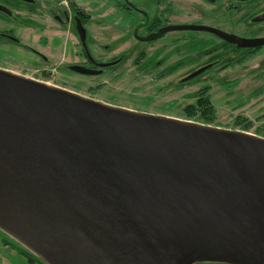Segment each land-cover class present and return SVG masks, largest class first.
Here are the masks:
<instances>
[{"label":"water","instance_id":"95a60500","mask_svg":"<svg viewBox=\"0 0 264 264\" xmlns=\"http://www.w3.org/2000/svg\"><path fill=\"white\" fill-rule=\"evenodd\" d=\"M0 230L43 264H264V137L0 69Z\"/></svg>","mask_w":264,"mask_h":264},{"label":"flooded vegetation","instance_id":"af4514ba","mask_svg":"<svg viewBox=\"0 0 264 264\" xmlns=\"http://www.w3.org/2000/svg\"><path fill=\"white\" fill-rule=\"evenodd\" d=\"M95 35L115 36L124 51L97 59ZM235 37L264 39V0H0V48L33 54L29 69L44 79L55 72L68 87L92 86L73 76L116 78L135 56L129 66L140 77L178 95L167 108L181 107L186 119L202 123L224 120L215 103L223 91L235 105L224 117L243 120L234 114L254 97L233 96L235 89L247 78L248 85L264 83V45L243 48Z\"/></svg>","mask_w":264,"mask_h":264},{"label":"rangeland","instance_id":"374dc122","mask_svg":"<svg viewBox=\"0 0 264 264\" xmlns=\"http://www.w3.org/2000/svg\"><path fill=\"white\" fill-rule=\"evenodd\" d=\"M113 37V38H112ZM115 36L108 35H95L93 37V42L95 43L92 49L94 57L97 59H102V57L111 58L116 54H121L124 51V47H119ZM60 46H62V41L59 39ZM38 38L35 40L34 47L39 48ZM57 45V43H55ZM98 45V46H97ZM107 45L111 46L112 51H108L106 49H101L99 46ZM43 49V48H42ZM44 50V49H43ZM45 51V50H44ZM46 55H50L49 52H45ZM135 59L133 56L128 64L125 67H122L118 70L120 75L116 78L113 76H107L106 74L101 77H96L92 79H84L73 76V78L79 80L81 83H91L94 82L92 86L84 85L79 87H68L61 80L63 78H59L57 73L53 72L51 75H48V78L44 79L41 76V73H36L33 70L29 69V66L32 65L33 61L36 60L35 56L29 53L27 50L20 49L17 46L9 47L8 49L0 48V69H5L11 71L12 73H17L22 76H27L34 80H39L47 84H51L56 87H61L67 89L69 91H74L81 96H85L91 99L98 100L102 103H107L113 106H119L125 109H130L134 111H142L146 113H152L156 115H164L168 117H174L178 119H185L190 121L199 122L201 124H208L214 127H220L224 129H232V130H244V126L248 124V121L251 122L252 127L249 131H245L247 133H252L257 136L264 135V83H260L253 86L248 85V78L245 81H240L238 88L235 89L234 95L236 96L242 92L245 100L248 97L252 100L248 101L245 104V107L241 110H237L234 115H237L238 112L242 114L243 120H235V118L224 117V115L229 111L228 109L233 108L235 105L231 104L230 106L226 103V98L224 95L217 97V101H215L216 105L220 107L218 111L220 117H222L223 121H217L215 123H202V120L195 117L193 119H186L184 116L185 112L181 109V107H169L167 103L170 99L177 97L178 95H167L165 92L160 90V86L165 85V82H155L144 77H140L135 72L129 63H131ZM250 79V77H249ZM244 80V79H242ZM99 86L100 90L94 92L93 89ZM97 89V88H96ZM225 100V101H224ZM183 105V104H182ZM264 137V136H262ZM30 252L22 247L15 239L5 234L2 230H0V264H39V261L35 259V257L30 256ZM206 264V263H203Z\"/></svg>","mask_w":264,"mask_h":264},{"label":"trees","instance_id":"16d2710c","mask_svg":"<svg viewBox=\"0 0 264 264\" xmlns=\"http://www.w3.org/2000/svg\"><path fill=\"white\" fill-rule=\"evenodd\" d=\"M251 127H252V124H251V122L248 121V124L246 126H244L243 128H244L245 131H249L251 129ZM262 136H264V135H262ZM30 256L33 257V258L35 257L32 254H30ZM35 259L37 261H39V264H43L37 257H35ZM200 264H203V263H200ZM211 264H214V263H211Z\"/></svg>","mask_w":264,"mask_h":264}]
</instances>
